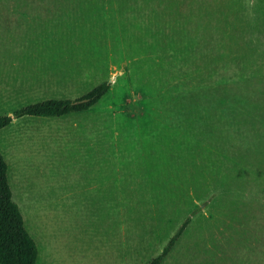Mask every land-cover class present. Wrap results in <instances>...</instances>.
Returning a JSON list of instances; mask_svg holds the SVG:
<instances>
[{"label":"rangeland","instance_id":"obj_1","mask_svg":"<svg viewBox=\"0 0 264 264\" xmlns=\"http://www.w3.org/2000/svg\"><path fill=\"white\" fill-rule=\"evenodd\" d=\"M0 129L35 264H264V0H0Z\"/></svg>","mask_w":264,"mask_h":264},{"label":"trees","instance_id":"obj_2","mask_svg":"<svg viewBox=\"0 0 264 264\" xmlns=\"http://www.w3.org/2000/svg\"><path fill=\"white\" fill-rule=\"evenodd\" d=\"M108 90V83L101 82L74 99H44L16 109L12 116H0V129L20 117H60L82 112L96 104ZM7 165L0 153V264H35L36 245L23 225L17 204L11 199L6 177ZM186 218L168 239L160 253L147 264H160L189 223Z\"/></svg>","mask_w":264,"mask_h":264}]
</instances>
